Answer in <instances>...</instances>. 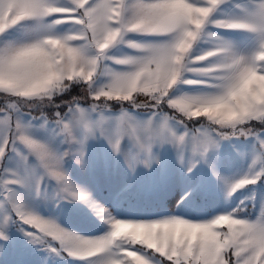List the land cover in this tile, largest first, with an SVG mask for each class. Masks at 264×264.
Segmentation results:
<instances>
[{"label":"snow or ice","instance_id":"obj_1","mask_svg":"<svg viewBox=\"0 0 264 264\" xmlns=\"http://www.w3.org/2000/svg\"><path fill=\"white\" fill-rule=\"evenodd\" d=\"M0 97L11 264H264V0H0Z\"/></svg>","mask_w":264,"mask_h":264},{"label":"rangeland","instance_id":"obj_2","mask_svg":"<svg viewBox=\"0 0 264 264\" xmlns=\"http://www.w3.org/2000/svg\"><path fill=\"white\" fill-rule=\"evenodd\" d=\"M72 96L81 97V99L84 103L89 102L88 100L84 99V94L81 92L80 88H73L71 93H69V95L63 97V99L67 100ZM139 99L142 101L144 99V97H140ZM2 103H3V98L0 97V104H2ZM116 107H118V106L114 104L113 108L115 109ZM139 111H145V109H139ZM32 115H39V113L33 112ZM120 179H122V178L119 176L113 175L111 177L112 184L115 185L116 183H118L120 181ZM96 182H97L98 194L103 196V197H106L108 195L109 189H108V184L106 183L105 174H104L102 169H98L96 172ZM248 211H250V212L253 211L251 206H249ZM257 213H258V210H257ZM21 258L26 259V260H33V261L38 259V257H36V256L23 254L21 252V250L15 249V250H10L6 255L0 254V264H5V261H8L9 264H11L12 261L17 260V259H21Z\"/></svg>","mask_w":264,"mask_h":264}]
</instances>
